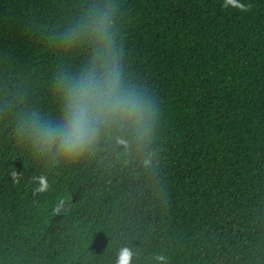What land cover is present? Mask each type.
<instances>
[{
    "label": "trees",
    "instance_id": "16d2710c",
    "mask_svg": "<svg viewBox=\"0 0 264 264\" xmlns=\"http://www.w3.org/2000/svg\"><path fill=\"white\" fill-rule=\"evenodd\" d=\"M239 2L250 7L0 0V264H114L122 246L140 253L133 264H158L157 254L167 264H264V0ZM112 6L126 76L158 99L154 142L141 153L109 139L75 163L38 159L20 120L59 122L57 81L92 54L66 34ZM81 196L84 209L51 238L58 211Z\"/></svg>",
    "mask_w": 264,
    "mask_h": 264
},
{
    "label": "clouds",
    "instance_id": "9594fccd",
    "mask_svg": "<svg viewBox=\"0 0 264 264\" xmlns=\"http://www.w3.org/2000/svg\"><path fill=\"white\" fill-rule=\"evenodd\" d=\"M229 6L241 11L250 7L239 0H224V7ZM116 14L115 6L93 10L83 23L66 34L69 43L87 40L92 54L88 66L78 75L57 81L62 102L58 123L44 120L38 112L21 118L19 134L26 137L38 159L75 163L94 156L109 139L125 150L135 145L141 153L154 142L161 109L155 93H150L146 85L132 83L126 76L125 44L118 43ZM152 156L147 154L144 167L152 166ZM34 179L39 183L37 192L48 190L44 175ZM139 257V252L122 246L114 264H133ZM153 259L158 264H167L162 254Z\"/></svg>",
    "mask_w": 264,
    "mask_h": 264
},
{
    "label": "rangeland",
    "instance_id": "374dc122",
    "mask_svg": "<svg viewBox=\"0 0 264 264\" xmlns=\"http://www.w3.org/2000/svg\"><path fill=\"white\" fill-rule=\"evenodd\" d=\"M1 192L3 189L1 188ZM84 198L81 196L79 199L64 204L58 211L55 223L49 231V236L55 238L58 234L64 233L68 230V222L80 210L85 207Z\"/></svg>",
    "mask_w": 264,
    "mask_h": 264
}]
</instances>
